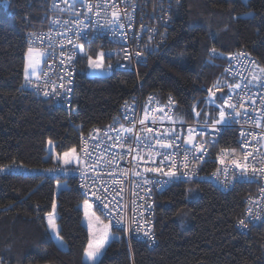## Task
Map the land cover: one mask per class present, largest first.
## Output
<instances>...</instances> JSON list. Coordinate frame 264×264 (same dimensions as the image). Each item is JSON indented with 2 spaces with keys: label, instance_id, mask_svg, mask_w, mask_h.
Masks as SVG:
<instances>
[{
  "label": "trees",
  "instance_id": "16d2710c",
  "mask_svg": "<svg viewBox=\"0 0 264 264\" xmlns=\"http://www.w3.org/2000/svg\"><path fill=\"white\" fill-rule=\"evenodd\" d=\"M10 2L9 9L0 4V167L61 166L47 159L49 140L57 154L79 150L83 135L108 125L135 95L153 94L167 103L171 98L174 120L204 122L207 111L211 122L217 113L204 103L207 89L217 81L229 83L224 61L212 58V49L247 52L264 67V0H179L167 42L144 56L137 73L89 77L82 64L67 110L21 87L29 34L47 26L51 0ZM228 92L225 87L217 97ZM219 145L237 148L236 131L228 129ZM213 166L208 163L206 171ZM256 191L251 183L224 192L209 182L177 180L156 199V246H129L114 229L118 238L106 249L103 264H264V223L245 233L237 227ZM84 198L67 178L0 175V264H86ZM53 203L63 246L45 229Z\"/></svg>",
  "mask_w": 264,
  "mask_h": 264
},
{
  "label": "built area",
  "instance_id": "2783aa9c",
  "mask_svg": "<svg viewBox=\"0 0 264 264\" xmlns=\"http://www.w3.org/2000/svg\"><path fill=\"white\" fill-rule=\"evenodd\" d=\"M90 3H99L101 0H89ZM71 3V0H69ZM179 3V0H116V4L118 7L112 9L121 13L120 23H124V29H117V32H125L127 34V39H125L122 35H113L112 28H115V25L107 24V19H112L110 12L106 14L102 11L100 16L95 15V9L93 12H88L86 7L77 3L76 11L74 12L72 9L68 7L67 4L63 2V0H51L49 5V17L47 26L44 29L33 31L29 34L28 37V46L29 47H40L41 49L46 50L47 52L55 51V56L52 59H49L47 55L44 57L43 66L41 69L43 71L48 72L47 77H43L42 79L37 80L33 79L34 83L41 85V91L37 93L34 88L30 86H25L26 89L30 90L33 94L38 97L44 98L46 100L53 101L56 105L70 110L73 107L75 92L78 82V77L81 72V55L76 53L74 55V59L70 65V70L73 71L72 84L70 87L72 88V92L68 94V98H65V94L61 89L57 87V91L61 92V95H49L44 96L42 93L45 90H49L51 83H56L57 85L60 83L59 76L64 75V72L61 70V59H67V56L60 57V52H73V46L68 44V39H73L76 41L75 33L79 30L73 21H82L84 25L89 24V18L92 21L90 28L86 29L87 31L96 32L99 29V38L92 40L91 45L86 42L83 38H81L78 42L82 44L85 51L92 49L93 45L96 44L98 47L104 48L106 53L111 50L113 55L111 58L107 56L109 60H112L117 70L121 71H130L133 73L138 72L139 64L142 62L144 56L148 54V52L158 49L163 46L167 42L169 29L172 26V12L174 7ZM57 5L58 7H54L53 5ZM80 12V15L76 13ZM127 12L131 16V27H129L128 16H125L123 13ZM54 20H59L60 23H53ZM65 21L68 23L66 24ZM143 26V27H142ZM71 29V30H69ZM63 33V35H60ZM33 34L35 36H42L45 38L44 43L41 45L39 41L36 44L32 43L34 39ZM51 36L53 45L52 48L48 47L47 37ZM91 39V37H89ZM63 44V47H61ZM95 47V46H94ZM123 49H127L128 52L133 53V58L128 60L124 59ZM213 50V49H212ZM212 50L210 55L212 58L221 59L224 61V74L226 75L229 83H246L247 80L245 78H249V72L253 68L252 62L254 61L256 65L261 67L259 60L244 51H236L229 54H223L216 50L217 55H213ZM140 51L142 55L140 57H135V52ZM237 53H245L244 57H241L240 62H237L233 59V54ZM241 64L245 65V67H241ZM226 69H230V71H226ZM247 69V70H246ZM237 73H242V75H237ZM257 75H261L259 71L256 72ZM42 75V73H41ZM45 80L49 81L48 87H43L45 84ZM237 94H239L240 90H236ZM261 92L260 89L252 87L251 92L248 95H252L253 93ZM149 98H152L151 100ZM253 99L256 100V104L252 105L251 101H247L244 105V108L241 109L243 113L245 110L247 111V116L242 118H238L239 122L236 124H232L230 127H223L218 125L217 128H220L221 131L217 135L214 130L211 128L206 130L210 132L214 139L218 141L216 146L208 147V155L205 157V162L198 164L195 168H190V171L195 172V175L185 176L182 180L186 182H209L217 189L228 192L233 191L238 185L247 184V183H238L236 182L231 175L227 180L225 177L221 176L219 179L217 177L212 176V173L216 171L217 168L222 167L219 164L218 156L221 150H235L236 154L239 156L242 152L252 151L254 157L264 158V147L261 145L264 144V141H261V144H257L256 140H250L247 147H242L241 141V132L255 133L257 134V139H260L261 132H264V121H262V127L257 128L255 123L253 122L258 116V111H254V109L264 110L261 106V100L259 95H253ZM233 102H236V96H233ZM128 105L126 108L125 105ZM163 109V111H160ZM147 113L148 120L145 121V125L147 127H151L153 129V134L159 132H169L172 129H175L178 132H182V140L187 135L188 127H195L197 131H200L203 128L204 122H180L174 120V107L173 104L162 102L159 98L153 94L142 96L135 95L133 98L125 102L120 110V112L115 115L110 123L104 127H95L92 128L87 134L82 136L81 146L79 148V152L81 154V164L80 167H87V165H91L93 161L102 158L103 163H101L98 167V171H100L103 179L109 182L110 188L120 189L123 188V192L121 196L123 197L122 203L125 205V209L123 215L125 219H130L131 216L135 215L139 218V213L143 212L144 219L141 221L142 230L140 232H126L119 231L124 234L125 239L129 246L132 245L133 242L143 243L148 245L150 248L156 246L157 238L155 232V217H156V199L157 197L166 191L172 184L177 181L173 180L168 185L161 187L160 184H150L144 185L140 177L135 176L133 173L136 171L143 172V167H136L137 163L143 166H151L150 161H148V157L146 151L137 148L134 143L132 137L136 134H139L141 137L147 134L141 131L145 125H141L139 123L140 120L144 119L145 114ZM128 117L126 119L125 117ZM153 117H155V122H153ZM168 117H171L169 119ZM116 118V121H114ZM247 121V123L245 122ZM210 124L211 122L208 121ZM112 126V129L120 130L119 134L122 137V141L125 144V147H119V143L115 140V137L118 135L116 130H110L109 126ZM121 125L124 128H133L132 133L124 132L121 129ZM228 129H233L237 133V148H221L220 142L224 133ZM99 130V131H95ZM108 133L106 136L105 133ZM108 136L113 137L112 140L108 139ZM91 137V138H90ZM197 141L201 138L199 136L196 137ZM204 139H208V135L205 134ZM181 144L180 151L183 152L184 145L182 141L178 142ZM115 144V147L112 145ZM132 144L134 148H136L137 152H140L141 155L145 156V161H134L132 159V155H135L134 152L132 155H125L128 152V145ZM84 147H87L88 152L91 153V159L84 155L81 151ZM117 154L120 155V158H117L113 161V164H108V161L113 160ZM182 156H176L174 159L179 162ZM157 165L159 164V158L157 157ZM252 157H250V160ZM147 161V163H146ZM87 162V164L85 163ZM208 163H213L214 166L210 171H206V165ZM18 165H14L11 167L10 171L0 172V175L5 174H21V175H42L48 178H67L69 180H73L77 183L78 188L84 192V188L81 187L84 184V181L80 179L79 171H72L71 168L73 166L67 167L68 170L65 171H44V170H36L33 168L27 167H16ZM264 166V165H261ZM63 166H57L53 169H60ZM6 168V167H4ZM115 169V179L119 181L117 184H112L108 173ZM168 168L165 167V171ZM123 172H126L127 175H123ZM184 169L179 168L178 175L182 173ZM89 175H94V173L90 172ZM149 179H166L165 177L160 176L157 173H144ZM91 183V181H89ZM249 184V183H248ZM257 187V191L255 194L249 196L246 201V208L243 216L240 218L245 220V224H247V228L241 226L238 222V230L242 233H245L249 230L251 226L264 223V199H260L261 196H264V193L261 192V188L264 187V178H257L255 182L251 183ZM145 188H151V193H146L144 191ZM88 199L94 202V197H88ZM117 199H120V196H117ZM151 206L150 208L148 206ZM143 206V207H140ZM96 211H98L107 221L108 217L105 216L102 208L99 210L95 206ZM134 209H137L134 211ZM251 209L254 216L259 217V219L251 220L248 217V211ZM114 229L118 231V226H113ZM144 231H149L150 235L154 237V239H149L148 236L144 235Z\"/></svg>",
  "mask_w": 264,
  "mask_h": 264
},
{
  "label": "snow or ice",
  "instance_id": "6c2138e0",
  "mask_svg": "<svg viewBox=\"0 0 264 264\" xmlns=\"http://www.w3.org/2000/svg\"><path fill=\"white\" fill-rule=\"evenodd\" d=\"M65 4L68 5L70 9L74 12L77 8V3L79 2L80 5L87 8L88 12H93L95 9V15L100 16L101 12L103 11L106 14L110 12L112 19H107V24L115 25V28H112L113 35H122L125 39H127V34L125 32H117V29H124L125 24L120 23L121 13L115 10H112L118 5L116 4V0H101L99 3H90L89 0H63ZM54 7H58L57 5H53ZM80 15V12L76 13ZM125 16H128L129 27H131V16L127 12L123 13ZM53 23H60L59 20H54ZM67 24L68 22L65 21ZM73 24L77 26L79 29L75 33L76 41H79L83 38L86 42L91 45L92 40L99 38V29L96 32L87 31L86 29L90 28L92 21L89 18V24L84 25L82 21H73ZM143 27V26H142ZM71 30V29H69ZM63 35V33H60ZM34 39L32 40L33 44H36L37 41L42 45L44 43L45 38L42 36H35L33 34ZM91 37V39H89ZM48 47L52 48L53 41L52 37L48 36ZM74 41L73 39H68L67 43L73 46V52L65 53L60 52V57L67 56V59H61V70L64 72V75L59 76L60 83L57 85L56 83H51L49 90L43 91L44 96L49 95H61V92L57 91V87L63 91L65 94V98H68V94L72 92V88L70 85L72 84L73 78V71L70 70V65L72 60L74 59V55L79 53L82 58L86 57L88 65L92 69H102L105 67L104 65V58L105 56L113 55V52L109 50L107 53L103 50H100L96 53V59H93L91 55L87 51L84 50L82 44ZM63 47V44H61ZM124 52V59L128 60L133 58V53L128 52L127 49L122 50ZM213 55L216 54V50H212ZM47 55L49 59L54 58L55 51L47 52L40 47H29L27 49V63L24 68V79L25 84L21 85V87L30 86L35 89L37 93L41 91V85L34 83L32 77H36L37 80L42 79L43 77L48 76V72L43 71L40 68L43 58ZM142 53L140 51L135 52V57H140ZM245 53H237L233 54V59L237 62H240L241 57H244ZM46 63V61H44ZM253 68L249 72V78H245L247 80L246 83L239 82V83H228L225 82L221 84L217 81L212 88L207 89L209 92V96L204 101L206 107L211 106L217 113V115L211 119V123H208L209 120V113L205 111V123L203 128L200 131H197L195 127H188L187 128V135L182 140V132H178L175 129H172L169 132L164 133H155L153 134V129L151 127H147L145 125V121L148 120L147 113L144 116L143 120H140L139 123L141 125H145L141 131L150 134L141 137L139 134H136L132 137L134 143L136 144L137 148H140L146 151L148 161H150L151 166H143L137 163L136 167H143V172L136 171L133 174L141 178L142 183L144 185H150L153 183L160 184L161 187H164L171 183L173 180L183 179L185 176L195 175V172L190 171V168H195L198 164L205 162V157L208 155V147L216 146L218 141L213 138L210 132L206 133V130L211 128L215 131L218 135L221 131L220 128H217L218 125L223 127H230L232 124H236L239 122L238 118H242L247 116V111L245 110L243 113L241 109L244 108V105L247 101H251L252 105L256 104V100L253 99V95H259L261 100V106L264 108V67H260L256 65L255 62H252ZM107 67L111 69L112 65L108 64ZM241 67H245V65L241 64ZM247 70V69H246ZM257 70L261 75H257ZM226 71H230V69H226ZM42 73V75H41ZM237 75H242V73H237ZM49 81L45 80V84L43 87H48ZM228 88L229 92L226 93L224 96L217 97V92H221L223 88ZM255 87L261 90V92L253 93L252 95H248L251 92V88ZM214 89V90H213ZM236 90H240L239 94H237ZM236 96V102H233V96ZM150 100L152 98H149ZM220 103H217V101ZM169 103H173L171 98H169ZM125 107L127 108L128 105L126 104ZM163 111V109H160ZM193 111L197 117L200 116V112L195 111V106H193ZM254 111H258V116L253 121L257 128L262 127V121H264V110L254 109ZM128 119V117H125ZM171 119V117H168ZM155 117H153V122H155ZM116 121V118H114ZM118 122V121H116ZM247 123V121H245ZM110 130L112 126H109ZM121 129L124 132L132 133L133 128H124L121 125ZM99 131V130H95ZM118 135L115 137V140L119 143V147H125V144L122 141V137L119 134L120 130H116ZM205 134L208 135V139L205 140ZM105 135L107 136L108 133L106 132ZM199 136L201 139L197 141L196 137ZM91 138V137H90ZM109 140H112L113 137L108 136ZM250 140H256L257 144H261V141H264V132H261L260 139H257V134L255 133H248L241 132V145L242 147L246 148ZM182 141L184 145L183 152L181 153L180 148L181 144L178 143ZM49 145H53V142L49 140L47 142ZM116 145L113 144L112 147ZM264 147V144L261 145ZM85 156L91 159V153L88 152L87 147H84L81 150ZM135 155H132L133 153ZM125 155H132V159L134 161H145V156L141 155L140 152L136 151V148L132 146V144L128 145V152ZM182 156L179 162H177L174 157ZM159 158V164L157 165V159ZM250 157L252 159L250 160ZM117 158H120V155L117 154L113 157V160L108 161V164H113V161ZM55 159L60 162L63 166H73L71 168L72 171H79L80 172V179L84 181V184L81 185L84 188L83 196V203L81 207L84 209V215L87 218L89 224L95 222L97 227L92 234V239L89 240L86 248L84 249V254L91 261V264H103L102 258L105 254V247L108 244L110 238L113 237L114 234L110 232V229L115 225L118 226V231H126V232H140L142 230L141 221L144 219L143 212L139 213V218L133 215L130 219H125L123 212L125 209V205L122 203L123 197L121 193L123 192V188L116 189L110 188L109 182L103 179L100 171H98V167L101 163H103V159L99 158L91 165H87V167H80L81 164V156L77 153L76 148L70 149V151L64 152L63 155L57 154ZM219 164L222 166L217 168L215 172L212 173V176L225 177V180L231 177L238 183H252L257 180V178H264V158H258L253 156L252 151L242 152L241 155H237L235 150H221L218 156ZM87 164V162H85ZM147 163V161H146ZM22 165H18L16 167H21ZM12 166H7L6 168L0 167V172L3 171H10ZM165 167L168 168L165 171ZM179 168L184 169L182 173L178 175ZM65 171L68 170L67 167H61L60 169H48L47 171ZM92 172L94 175H89ZM144 173H157L166 179H156L152 180L149 179ZM123 175H127L126 172L122 171ZM108 176L111 179L112 184L119 183L115 177V169L108 173ZM91 181V183H89ZM144 191L146 193H151V188H145ZM261 192L264 193V187L261 188ZM117 196H120V199H117ZM88 197H94L95 206L99 210L100 208L103 209L104 214L108 217V222L104 223L99 216L92 211L94 207V202L90 201ZM260 199H264V196H261ZM143 207V206H140ZM151 207L150 205L148 206ZM137 209H134L136 211ZM248 217L251 220L259 219V217L254 216L251 209L248 211ZM239 224L244 228H247V224H245V220H239ZM45 229L51 230V235L56 239L60 246L64 245L63 237L60 236V228L57 224V214H56V205L53 203L52 211L47 214L46 217V224ZM144 235L148 236L149 239H154L149 233V231H144ZM118 238V237H117Z\"/></svg>",
  "mask_w": 264,
  "mask_h": 264
},
{
  "label": "rangeland",
  "instance_id": "374dc122",
  "mask_svg": "<svg viewBox=\"0 0 264 264\" xmlns=\"http://www.w3.org/2000/svg\"><path fill=\"white\" fill-rule=\"evenodd\" d=\"M10 3H11L10 0H0V4H1V6H2L4 9H9V8H10ZM100 50H103V51L106 52V50H104V48H102V47H98V46H95V47H93V50L90 51V52H88V53H89V55L92 56L93 59H96V53H97L98 51H100ZM43 59H44V58H43ZM43 61H44V60H42V63H41V65H40V68H42V66H43ZM26 63H27V54H26ZM26 63H25V66H26ZM82 64H83V66H84V69H85V73H86V75L89 76V77H107V76H111V75L117 70L116 67H115V65H114V63L112 62V60H109V59L107 58V55H106L105 58H104V65H105V67L102 68V69H92V68L88 65V62H87V58H86V57L82 58ZM108 64H111V65H112L111 69H109V68L107 67ZM35 78H36V77H32V79H35ZM47 150H48L47 159L52 158V161H53L55 164H60L61 166H63L60 162H58V161L55 159V156L57 155V153L54 151V144H53V145H49L48 148H47ZM77 153L81 156L79 150H77ZM62 155H63V154H62ZM63 167H70V166H63ZM81 205H82V204H81ZM81 209L83 210V219H82V223H83L84 227L87 229V232H88V242H89V240L92 239L93 231H94L97 227H99V226H97V225L95 224V222H93L92 224H89L87 218H86L85 215H84V209H83L82 207H81ZM92 211H94L95 214H96L97 216H99L100 219H101L104 223H107V222H108V221H107V220H106V219H105V218H104V217H103L98 211H96L94 208L92 209ZM110 232H111L112 234H114V235H113L112 238H110L108 244L106 245V247H105V251H106V249L108 248L109 244H110L114 239H116V237L118 236V233L114 230L113 227L110 229ZM84 262H85L86 264H91V261L88 260V258L85 256V254H84Z\"/></svg>",
  "mask_w": 264,
  "mask_h": 264
}]
</instances>
